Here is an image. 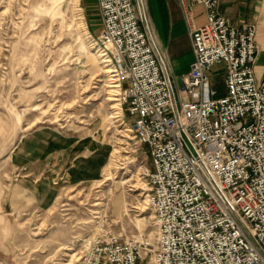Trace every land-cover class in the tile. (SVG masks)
<instances>
[{"label": "built area", "instance_id": "obj_1", "mask_svg": "<svg viewBox=\"0 0 264 264\" xmlns=\"http://www.w3.org/2000/svg\"><path fill=\"white\" fill-rule=\"evenodd\" d=\"M196 65L176 76L146 0H98L90 33L112 65L121 122L144 148L154 239L98 222L78 264H264V79L256 22L233 23L222 0H179ZM203 5L207 22L195 24ZM89 27V26H88ZM225 65L224 94L212 86ZM145 254V255H144Z\"/></svg>", "mask_w": 264, "mask_h": 264}, {"label": "rangeland", "instance_id": "obj_2", "mask_svg": "<svg viewBox=\"0 0 264 264\" xmlns=\"http://www.w3.org/2000/svg\"><path fill=\"white\" fill-rule=\"evenodd\" d=\"M85 11L98 35V0H0V264H78L83 239L101 220L124 237L154 239L150 157L121 122L106 71L113 68L99 56ZM42 127L65 146L19 165L15 149ZM99 150L98 175L74 181L66 165ZM22 179L46 180L51 201L19 194Z\"/></svg>", "mask_w": 264, "mask_h": 264}, {"label": "crops", "instance_id": "obj_3", "mask_svg": "<svg viewBox=\"0 0 264 264\" xmlns=\"http://www.w3.org/2000/svg\"><path fill=\"white\" fill-rule=\"evenodd\" d=\"M148 11L156 30L157 38L164 51L172 73L180 76L188 73L196 65V57L193 51L192 32L185 21L182 7L179 0H146ZM221 12L235 24L253 21L257 23V41L259 43V54L255 65L257 78L264 79V0H222ZM98 9V8H97ZM86 20L90 30L94 33L91 23ZM207 11L203 5L195 7V24L202 25L207 22ZM101 27H102V21ZM101 31V28H100ZM225 65L217 64L212 71V86L219 94H224L225 89ZM66 140L59 134L48 128H38L28 135L14 151L16 161L21 166H26L35 159L44 158L45 154L53 149L65 146ZM103 151L97 152L92 158L79 160L76 164H67L74 181L84 178H91L98 175L101 166L99 156ZM62 165V164H60ZM26 188H22L19 194L36 197L41 203L51 201L54 190L44 180L41 184L35 185L29 179H22ZM17 181L15 184H19ZM14 184V185H15ZM13 194H15L12 191Z\"/></svg>", "mask_w": 264, "mask_h": 264}, {"label": "bare ground", "instance_id": "obj_4", "mask_svg": "<svg viewBox=\"0 0 264 264\" xmlns=\"http://www.w3.org/2000/svg\"><path fill=\"white\" fill-rule=\"evenodd\" d=\"M104 54H105V53H104V51H103V53H99V56H103ZM107 60H108V59H105V61H107ZM106 71H107V72H111V71H113V69L108 68ZM113 75H114V74H112V76H113ZM112 80H113L114 83H110L109 87H110V86H111V87H114V88L110 89V91H112V92L114 91V92H115V91L118 90V89L115 88V87H118V84H117L116 81L114 80V76L112 77ZM112 92H111V94H113ZM114 98L117 99V97H111V96L109 97L110 100H116V99H114ZM146 200H148V199H146ZM67 249H71V248H68V247H67ZM72 256L74 257V254H73Z\"/></svg>", "mask_w": 264, "mask_h": 264}]
</instances>
